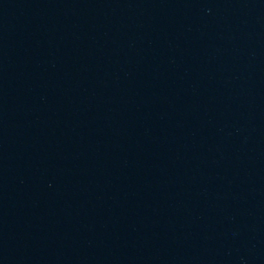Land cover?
Segmentation results:
<instances>
[{"label": "water", "instance_id": "95a60500", "mask_svg": "<svg viewBox=\"0 0 264 264\" xmlns=\"http://www.w3.org/2000/svg\"><path fill=\"white\" fill-rule=\"evenodd\" d=\"M0 264H179L152 0H0Z\"/></svg>", "mask_w": 264, "mask_h": 264}]
</instances>
